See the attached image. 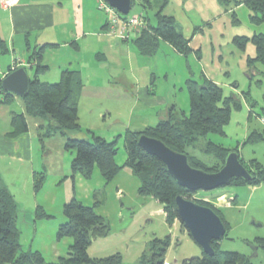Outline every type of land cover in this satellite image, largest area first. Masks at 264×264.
<instances>
[{"label": "rangeland", "instance_id": "1", "mask_svg": "<svg viewBox=\"0 0 264 264\" xmlns=\"http://www.w3.org/2000/svg\"><path fill=\"white\" fill-rule=\"evenodd\" d=\"M233 9L237 21L232 20L230 12H224L223 17L211 23L212 27H202V32L197 30V34H204L201 35V39L192 43V45L197 43L201 47L199 60L194 57L193 52L181 56L167 53L165 50L152 58L140 59L142 65L158 71L155 83L149 84V90L156 91L159 95L167 93L166 96L162 95L169 102L166 113L172 105L178 110L188 112L187 79H192L199 85H203L205 79L212 81L222 88L224 96L232 95L235 99H232L231 103L235 105H232L229 122L223 128L224 135L212 134L207 138L231 152L237 151L239 160L245 168L250 166L252 160L264 166V140L254 141L253 135L255 130L264 133V69L257 62L252 65L253 69L248 67L247 59L255 55L251 43H247L245 49L240 50L233 41L235 37L264 34V23L252 24L249 21V10L244 5ZM142 12L141 7L135 4L128 15ZM143 13L148 15L150 23L154 25L153 11L148 9ZM175 13L179 18L180 11ZM103 15L105 16L104 13ZM190 16L196 25L203 26L197 15L192 12ZM177 22L184 26L182 20L177 19ZM58 57L65 58L67 55L63 53L53 55L47 60L50 69L44 77V74L40 75L39 79L42 82H58L59 79L56 78L45 80L54 73L55 60ZM15 108L13 106L14 110ZM166 113L159 115L158 119L156 116L145 118V115H140L141 121L147 125L140 128L136 122V119L139 121L138 116L132 121L131 130H142L149 124L156 125L160 120L166 119ZM114 118L111 116V119L107 120L105 130L96 131L101 132L102 137L108 141H113L119 136L114 133L119 126ZM2 127L4 125L0 124V128ZM43 133L44 131L40 132L41 135ZM72 137L92 141L85 127L72 134ZM43 142L50 149L51 155L45 156L47 164L36 175V179L42 176L44 181L39 191H35L33 179L29 181L25 175L15 180L8 178L7 174L4 176L5 185L17 206L16 225L19 231L20 251H38L49 262L66 257L72 239L65 237L58 240L56 233L59 225L67 220L63 214V205L72 197H76L85 205L91 206L96 203L95 212L105 217L109 224L108 235L94 240L88 247L90 257L101 258L118 253L121 256V264H140L142 254L148 251L152 241L167 236L170 239L165 254V261L168 264H180L183 260L202 255V249L189 238L187 231L180 230L177 223L169 226L165 222V214L161 212L159 203L151 197L138 195V179L128 169L123 168L106 186L96 169L89 179H84L80 175L72 177L70 162L75 157V151L65 150L64 138L59 134L50 140L44 138ZM203 142L200 141L199 144ZM194 154L199 158L203 156L198 150H194ZM205 156L214 158L207 154ZM125 159L123 141L119 138L115 160L122 165ZM214 161L206 160L208 165ZM25 166L22 164L20 169ZM64 170L65 172L61 173ZM117 188L122 192L121 195L117 194ZM193 197L204 198L205 200H201L210 202L219 209L228 223V231L217 241L221 251H232L248 256L251 264H264V251L256 250L246 243L253 241L254 238L264 237V184L223 186L211 191H197L191 199ZM38 207L50 217L37 216Z\"/></svg>", "mask_w": 264, "mask_h": 264}, {"label": "trees", "instance_id": "2", "mask_svg": "<svg viewBox=\"0 0 264 264\" xmlns=\"http://www.w3.org/2000/svg\"><path fill=\"white\" fill-rule=\"evenodd\" d=\"M131 4L132 8L138 4L143 12L148 9L153 11L155 21L152 25L148 15L139 13L146 22V28L142 29L133 40L140 55L153 56L160 41L171 45L184 56L192 51L189 47L190 39L185 38L174 17L163 13L167 0H131ZM219 4L225 13L230 12L233 21H237L233 8L244 5L249 10V21L252 24L264 23V0H219ZM195 31L193 33H196ZM233 41L240 50H244L247 43H251L255 55L247 59L248 67L251 69L257 62L264 69V34L235 37ZM47 47V45L40 47L29 56V62L32 61L34 66L27 93L20 98L24 114H11L13 129L11 135L27 131L26 118L40 120L42 123L38 127L37 134L41 145L44 138L49 139L59 134L65 140V150L75 151V157L70 163L72 177L80 175L84 179H89L96 169L106 186L123 168H126L138 179V195L151 197L159 203L161 212L165 214V222L169 226L177 223L180 230L186 231L185 226L178 219L175 204V198L182 196L201 206L211 208L220 217L227 232L228 223L219 209L210 202L191 199L197 192L180 187L169 175L165 165L143 151L137 145V140L141 135L160 140L173 151L185 154L191 167L208 173L216 172L223 166L226 156L231 151L213 143L207 137L212 134L224 135L223 128L229 122L232 105H235L231 103V100L235 98L232 95L224 96L222 88L212 81L205 79L203 85H199L196 81L187 79L186 89L189 96L187 113L172 106L166 119L160 120L157 125L145 127L142 130L127 129L113 141L96 136L91 131L88 133L92 141L74 139L72 134L80 131L77 105L84 85L83 77L79 71L66 69L61 72L58 82H42L39 77L47 71V67L41 64L42 53ZM7 52L8 48L0 37V53ZM0 96V104H12L14 96L3 91L1 86ZM43 131L41 135L40 132ZM253 135L254 141L264 140L263 132L255 130ZM119 138H122L126 153V159L122 165L115 160ZM200 141L204 142L199 144ZM194 150H198L204 159H202L203 156L201 158L196 156ZM206 154L214 158L207 157ZM208 159L215 161L208 165L206 162ZM246 169L252 175L251 180L232 179L227 186L264 184L262 164L252 160ZM37 174L33 179L35 191H39L44 182L42 176L36 179ZM95 205L96 203L91 206L85 205L76 197H72L63 205V214L67 220L59 225L56 238L61 240L69 237L72 239V244L68 248L66 257L49 262L38 251H20L19 231L16 225L17 206L7 187L0 182V264H121V256L118 253L101 258L88 255V247L91 243L106 237L109 233V224L105 217L95 212ZM36 215L50 217L45 215L40 207L37 208ZM187 235L192 239L188 233ZM169 240L168 236L164 239L155 238L148 251L142 254L140 264H165ZM246 243L256 250L264 251V237L254 238L253 241H246ZM211 247L214 250L213 256L202 252L200 257H191L180 264H251L248 256L232 251H221L217 241H212Z\"/></svg>", "mask_w": 264, "mask_h": 264}, {"label": "crops", "instance_id": "3", "mask_svg": "<svg viewBox=\"0 0 264 264\" xmlns=\"http://www.w3.org/2000/svg\"><path fill=\"white\" fill-rule=\"evenodd\" d=\"M10 2L11 5L5 7L0 1V37L8 48L6 54L0 53V80L13 71L11 67L16 60L20 63L15 69L24 68L30 78L34 66L32 61L29 62L30 54L47 45L42 53L41 64L47 67L43 77L49 72L50 65L47 60L50 57L61 53L67 57H58L55 60L54 73L45 80L59 79L61 72L66 69L79 71L83 77L84 85L77 105L80 130L85 127L87 133L95 132V135L102 137L101 132L96 131L105 130L107 120L114 116V121L119 124L114 133L122 135L127 129H132L130 125L138 116L139 121L136 119V122L142 128L147 125L141 121L142 115H145V118L156 116L158 119L159 115L166 113L169 102L162 97L165 93L159 95L156 91L149 90V84L155 83L158 71L142 65L140 58H152L163 50L182 56L171 45L160 41L153 56L140 55L133 44L139 33L132 36V40H117L109 33L107 17L97 9L95 0ZM177 11H180L179 18L175 13ZM192 12L198 16L203 26L195 24L190 16ZM163 13L174 17L185 38L190 39L189 47L197 60L201 58V47L192 43L204 35L197 34V30L202 32L203 28L212 27L211 23L225 14L219 0H167ZM177 19L182 20L184 26L180 25ZM194 31L196 33H193ZM12 113L24 114L23 104L17 96L13 97L10 105L0 104V124L4 125L0 128V182L4 185L6 174L11 180L25 175L26 179L31 181L34 175L46 166L45 156L51 155L45 142L41 145L38 141L37 131L42 122L26 118L27 131L13 136ZM149 125L147 127L155 126ZM22 164L26 166L20 169ZM64 172L65 170L61 171ZM73 192L75 193V188ZM117 194H122L118 188ZM165 264L168 263L165 261Z\"/></svg>", "mask_w": 264, "mask_h": 264}, {"label": "water", "instance_id": "4", "mask_svg": "<svg viewBox=\"0 0 264 264\" xmlns=\"http://www.w3.org/2000/svg\"><path fill=\"white\" fill-rule=\"evenodd\" d=\"M121 15H128L132 9L131 0H104ZM1 89L22 98L29 86V77L24 68H17L0 80ZM137 145L147 154L161 161L176 183L190 191H211L227 186L232 179L251 180L252 176L241 164L237 152H229L223 166L216 172L208 173L190 166L187 156L167 147L160 140L141 135ZM177 216L185 226L192 240L205 255L213 256L212 241L225 235L226 229L220 217L211 209L201 206L182 196L175 198Z\"/></svg>", "mask_w": 264, "mask_h": 264}, {"label": "built area", "instance_id": "5", "mask_svg": "<svg viewBox=\"0 0 264 264\" xmlns=\"http://www.w3.org/2000/svg\"><path fill=\"white\" fill-rule=\"evenodd\" d=\"M0 1L3 2L5 7H9L11 5L10 0ZM95 1L97 9L103 12L107 17V27L109 28V33L117 40H132V36H135V34H138L142 29L146 28V22L140 14L124 16L109 6L104 0ZM19 63V60L13 62L11 69L14 70L16 65ZM193 199L195 198L193 197Z\"/></svg>", "mask_w": 264, "mask_h": 264}]
</instances>
